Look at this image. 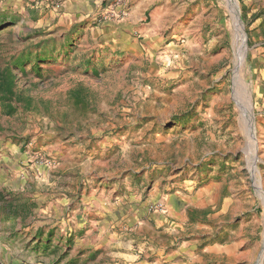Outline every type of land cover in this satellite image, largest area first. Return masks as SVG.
Returning a JSON list of instances; mask_svg holds the SVG:
<instances>
[{"label": "rangeland", "instance_id": "rangeland-1", "mask_svg": "<svg viewBox=\"0 0 264 264\" xmlns=\"http://www.w3.org/2000/svg\"><path fill=\"white\" fill-rule=\"evenodd\" d=\"M122 1L150 33L0 0V264H57L174 193L178 264H264V0Z\"/></svg>", "mask_w": 264, "mask_h": 264}, {"label": "crops", "instance_id": "crops-1", "mask_svg": "<svg viewBox=\"0 0 264 264\" xmlns=\"http://www.w3.org/2000/svg\"><path fill=\"white\" fill-rule=\"evenodd\" d=\"M114 0H62V7H53L47 10L49 15H59L62 25L74 23L86 24L96 15L104 10L112 7L110 3ZM130 3L134 0H129ZM143 2L144 0H136ZM125 4V3H124ZM132 7V4H131ZM133 9L128 12L127 16L115 23L112 21H103L97 23L94 31L114 32V36L124 35L131 30H139L140 32L150 33L148 27L137 22L139 16L132 13ZM116 24V25H115ZM121 24L127 25L124 29ZM85 202V197L80 198ZM67 197L61 199V205L64 207L60 210L61 214L68 209L66 206ZM165 213L152 212L146 215L145 220L134 227H127L122 224L101 220L95 228L94 232L89 234L86 232L82 238L74 241L73 250L69 253L59 255L57 264H178L180 258L186 257V250L181 246L173 243L172 238L178 232V223L173 219L174 216L183 215L188 207L185 198L177 193L171 194L164 199ZM87 206L84 204V209ZM79 209V208H78ZM59 216V215H58ZM82 214L75 215L76 220H80ZM109 216H113L110 213ZM80 225V224H78ZM117 226V227H115ZM163 234L167 236L168 242L165 246L155 244L153 235ZM138 240H143L148 246L146 249L152 248L151 258L139 254V250L133 249L134 245L138 246ZM72 252V253H71Z\"/></svg>", "mask_w": 264, "mask_h": 264}, {"label": "built area", "instance_id": "built-area-1", "mask_svg": "<svg viewBox=\"0 0 264 264\" xmlns=\"http://www.w3.org/2000/svg\"><path fill=\"white\" fill-rule=\"evenodd\" d=\"M33 2L36 5L45 7V8H53V7H62L63 2L62 0H33ZM112 7H109L108 9L104 10L100 14L96 15L93 20L97 22H103V21H115L120 22L122 21L128 14V9L125 6L124 2L122 0H114L112 3ZM45 162L47 160L45 159ZM152 208L155 211L163 212L164 211V205L162 202H155L152 205ZM35 264H42L40 262Z\"/></svg>", "mask_w": 264, "mask_h": 264}, {"label": "trees", "instance_id": "trees-1", "mask_svg": "<svg viewBox=\"0 0 264 264\" xmlns=\"http://www.w3.org/2000/svg\"><path fill=\"white\" fill-rule=\"evenodd\" d=\"M14 76L11 72H0V91L3 93H9L13 94V85H14ZM3 101L4 98L2 99ZM2 100L0 99V104L3 105ZM4 109H6L8 112L13 111V107L11 105H5L3 106Z\"/></svg>", "mask_w": 264, "mask_h": 264}, {"label": "bare ground", "instance_id": "bare-ground-1", "mask_svg": "<svg viewBox=\"0 0 264 264\" xmlns=\"http://www.w3.org/2000/svg\"><path fill=\"white\" fill-rule=\"evenodd\" d=\"M229 4V3H228ZM231 6V5H230ZM231 8V7H230ZM236 21V20H235ZM243 37V36H242Z\"/></svg>", "mask_w": 264, "mask_h": 264}]
</instances>
